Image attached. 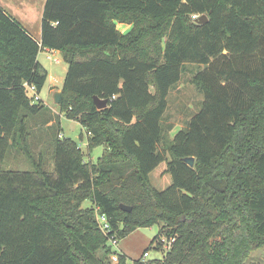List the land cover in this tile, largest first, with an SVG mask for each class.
<instances>
[{"label": "trees", "instance_id": "trees-1", "mask_svg": "<svg viewBox=\"0 0 264 264\" xmlns=\"http://www.w3.org/2000/svg\"><path fill=\"white\" fill-rule=\"evenodd\" d=\"M41 49L67 65L59 115L103 148L95 163L48 133L57 118L28 96L48 76ZM186 65L203 100L171 137L164 113ZM29 121L47 131L50 171L27 150ZM12 148L31 169L0 168V264H101L96 252L112 251L97 214L117 240L161 223L171 243L149 264H245L264 247V0H46L40 43L0 8V165ZM163 162L158 191L149 175Z\"/></svg>", "mask_w": 264, "mask_h": 264}, {"label": "rangeland", "instance_id": "rangeland-1", "mask_svg": "<svg viewBox=\"0 0 264 264\" xmlns=\"http://www.w3.org/2000/svg\"><path fill=\"white\" fill-rule=\"evenodd\" d=\"M47 56L51 59L59 60L55 63L48 60ZM39 63L47 72V79L42 90L39 93V98L42 103L47 107L46 114L53 116L52 120L57 122L53 128L47 129L48 133L57 131L65 139L73 140L84 154L85 162L95 163L97 158L101 155L103 148L96 147L91 151L87 150L88 137L86 130L74 120H69L63 115H59V107L53 102V94L57 89L61 88L64 76L67 70V65L60 55H51L49 53L41 52L38 56ZM199 67L195 65H186V70L183 72L181 80L176 87L170 92L168 96L167 109L164 113L165 122L171 124L174 128L172 136L181 128L185 127V122L198 111L199 104L203 100V96L198 94L195 88L191 85L190 79L193 73ZM31 97V94H28ZM45 112V111H44ZM60 116V118L57 117ZM39 118V117H38ZM37 118V119H38ZM35 121H29L28 126L32 129V134L28 139L27 150L31 158L35 161L38 160L39 153H42L43 167L50 171L52 170V158L50 152L45 149L44 141L46 139L47 131L44 129L34 128ZM37 127V126H35ZM47 147V146H46ZM45 150V151H44ZM1 169L11 170H30L31 162L27 155L21 149L12 148L4 162L0 165ZM166 163H161L149 175V179L154 188L161 191L167 188L171 179L168 174H165ZM158 173L161 175H158ZM88 202H84L83 206H88ZM162 224H155L146 228H138L128 236L119 239L116 248H112V252L124 255L127 264H135L142 258L143 253L147 252L145 261L161 260L163 254L169 249L171 241L166 236V230H163ZM159 249H156L155 247ZM96 256L101 264H114L110 260V254L106 253L102 247L96 252ZM155 264V263H153ZM245 264H264V247L253 252L245 261Z\"/></svg>", "mask_w": 264, "mask_h": 264}, {"label": "crops", "instance_id": "crops-1", "mask_svg": "<svg viewBox=\"0 0 264 264\" xmlns=\"http://www.w3.org/2000/svg\"><path fill=\"white\" fill-rule=\"evenodd\" d=\"M45 2L46 0H0V8L14 21L20 24V26L38 43H40L41 19ZM116 28L118 31L125 34L131 29V25L116 23ZM42 51L51 55H60L62 57L59 51L41 49L39 54ZM57 91L61 92V88L57 89ZM171 134L172 131L170 132V136H172ZM158 175L160 174L158 173Z\"/></svg>", "mask_w": 264, "mask_h": 264}, {"label": "built area", "instance_id": "built-area-1", "mask_svg": "<svg viewBox=\"0 0 264 264\" xmlns=\"http://www.w3.org/2000/svg\"><path fill=\"white\" fill-rule=\"evenodd\" d=\"M191 19L192 20H198L199 16L193 15V16H191ZM47 59L48 60H52L55 63H59V60L51 59L50 56H47ZM26 89H27L28 94L29 93L31 94V98H32V101L34 103H37V102L41 101L40 98H39V94L37 93V90H36V88L34 86L26 85ZM59 137H61V135ZM96 221H97L99 229L102 231V233L104 235H106L108 237V245H109V248L112 251V248H116L117 247L118 240H117L115 235L110 234L111 228H110V226L108 224V221H107L106 217L104 215L97 214L96 215ZM147 255H148L147 252L143 253L142 258L140 259L141 264H149L150 261H145V258L147 257ZM118 257H119L118 253L112 252V254L110 255L111 262L116 264L118 262Z\"/></svg>", "mask_w": 264, "mask_h": 264}, {"label": "water", "instance_id": "water-1", "mask_svg": "<svg viewBox=\"0 0 264 264\" xmlns=\"http://www.w3.org/2000/svg\"><path fill=\"white\" fill-rule=\"evenodd\" d=\"M207 22V17L205 15H202L199 17L197 23L198 24H204ZM60 98H61V92L57 91L53 94V102L54 104L58 105L60 102ZM93 104L94 106L98 109V110H102L104 108H106V101L105 100H100L98 97L94 96L93 97ZM184 162L188 164V166L192 167L194 164V158L190 157V158H185ZM120 208L122 211L130 213L132 208L126 205H120Z\"/></svg>", "mask_w": 264, "mask_h": 264}]
</instances>
